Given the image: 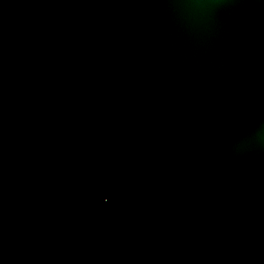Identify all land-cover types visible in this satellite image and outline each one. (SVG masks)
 Instances as JSON below:
<instances>
[{"label": "water", "instance_id": "obj_1", "mask_svg": "<svg viewBox=\"0 0 264 264\" xmlns=\"http://www.w3.org/2000/svg\"><path fill=\"white\" fill-rule=\"evenodd\" d=\"M0 264H264V0H0Z\"/></svg>", "mask_w": 264, "mask_h": 264}]
</instances>
